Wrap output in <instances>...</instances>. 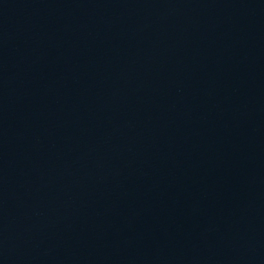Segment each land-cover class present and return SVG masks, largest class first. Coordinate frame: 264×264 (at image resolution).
Returning <instances> with one entry per match:
<instances>
[{"label": "water", "instance_id": "95a60500", "mask_svg": "<svg viewBox=\"0 0 264 264\" xmlns=\"http://www.w3.org/2000/svg\"><path fill=\"white\" fill-rule=\"evenodd\" d=\"M0 264H264V0H0Z\"/></svg>", "mask_w": 264, "mask_h": 264}]
</instances>
